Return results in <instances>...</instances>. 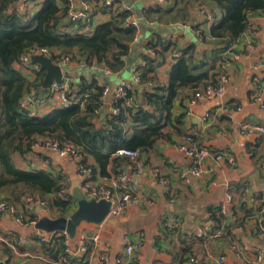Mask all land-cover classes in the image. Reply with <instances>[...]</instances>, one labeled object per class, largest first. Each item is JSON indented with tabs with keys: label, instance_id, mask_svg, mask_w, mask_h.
Returning <instances> with one entry per match:
<instances>
[{
	"label": "crops",
	"instance_id": "1",
	"mask_svg": "<svg viewBox=\"0 0 264 264\" xmlns=\"http://www.w3.org/2000/svg\"><path fill=\"white\" fill-rule=\"evenodd\" d=\"M114 1L117 10L130 9L136 17L131 6L125 5L123 0ZM131 1L141 3L143 14L149 8L161 7L158 0ZM42 4L33 2L24 16H35ZM76 4L79 5L80 0H76ZM201 7L206 9L205 15L201 13ZM94 9L95 28L88 35H92L100 24L113 19L97 0ZM162 9L172 10L169 14L145 16L151 24L163 29L162 33H152L145 43V50L146 45L158 37L173 44L163 58H157L155 72L150 75L157 88L168 87L173 64L191 46H195V63H205L203 72L208 73V81L226 73L230 83L222 97L200 102L190 109L187 105L195 88H180L172 110L174 124L165 130L170 138L160 139L152 147L141 150L138 158L115 155L105 173L93 158H85L86 164L93 169L90 180L95 185H104L121 195L124 189L119 172L128 171L132 173L138 192L146 194L151 203L132 206L119 218L107 216L99 224L81 222L73 238L68 234V242L73 252L82 245L88 247V252L69 264H217L221 259L226 264H264V235L260 233V227H264V134L241 133L243 125L264 124V109L252 99L258 83L264 87V15H250L248 33L223 51V46L208 36L211 27L223 16L219 9L193 0H170L167 8ZM180 9L182 15L178 14ZM64 23L69 25L67 19ZM64 30L77 32L74 26ZM142 57L133 68V76ZM23 68V73L33 81L38 66L32 63V70ZM97 71H104L112 78L106 81ZM72 72L77 73L78 81ZM64 73L76 84L81 79L97 81L100 86L110 89L109 99L123 82H128L125 79L116 81L124 71L112 73L97 63L85 65L72 61L65 66ZM144 91L149 92L141 86L140 99ZM48 93L37 94L35 91L43 103L36 104L31 114L43 117L62 108L57 98ZM106 109H110L109 104ZM187 135L211 154L226 151L235 165L227 160L216 165L209 158L205 169L213 168L214 174L206 173L201 178L189 176L187 182L182 175L192 169L193 163L178 149ZM10 158L20 170L51 173L60 180L62 190L43 195L44 200L39 195L24 196L22 203L12 200L9 188L0 191V203L13 204L24 218L23 223L8 213L1 218L0 264H57L63 251L61 242L57 241L58 237L42 242L40 237H48L49 233L37 229L36 223L44 217H70L77 211L75 194H85L84 177L76 161L41 149H32L26 154L11 151ZM138 163L144 169L134 173ZM155 170L161 174V180L156 179ZM245 189L249 191L247 194ZM256 194L259 198L254 197ZM29 198L35 202L28 204ZM57 199L67 201V209L59 210L54 205ZM222 205L228 209L226 216L220 212ZM34 217L36 221H33ZM161 223H168L172 228H164ZM200 230L205 232L203 238L196 236ZM95 235L99 236L98 242L92 240ZM126 239L142 244L133 256L125 254ZM259 253H262L260 260ZM192 259L195 262H191Z\"/></svg>",
	"mask_w": 264,
	"mask_h": 264
},
{
	"label": "trees",
	"instance_id": "2",
	"mask_svg": "<svg viewBox=\"0 0 264 264\" xmlns=\"http://www.w3.org/2000/svg\"><path fill=\"white\" fill-rule=\"evenodd\" d=\"M17 1L0 0V191L9 188L16 203H22L24 196L39 195L44 200L43 195L62 190V185L51 173L16 168L11 162V151L29 153L34 143L40 140H52L61 147L74 145L84 156L82 164H86V157H91L105 173L111 158L118 156L119 151H141L160 139L170 138L165 130L174 124L172 110L178 90L182 87L196 89L209 80L208 73L203 72L205 63H195V46H191L173 64L168 87H156L154 92L144 91L142 99L134 87L135 90L129 91L125 98L114 101L110 109H106L102 99L106 87L95 80L81 79L78 84L74 81L71 84V96L75 95L73 101H79L43 117L35 116L21 107L23 98L31 89L37 94L49 90L43 88L46 72L40 65L34 63L38 69L33 81L23 73L20 59L28 49L34 46L54 48L71 61L85 65L97 63L112 73H121L139 30L124 27L126 18L133 14L119 9L110 22L97 26L92 35L68 32L64 28L73 25L69 22L64 25L68 14L66 0H45L33 17L18 14ZM193 1L212 5L222 12L221 20L211 27L208 36L221 44L223 51L249 29L250 15H264V0ZM171 10L149 8L144 16L169 14ZM182 13L180 9L178 14ZM172 46L161 37L146 45V50H153L156 57L145 54L142 59L146 65L137 66L143 83L152 80L150 75L155 72L157 58H163ZM24 68L32 70L31 66ZM84 95L88 97L84 98ZM130 97L134 101L129 107L125 102ZM113 109H118L117 115L111 113ZM102 113L105 118L100 121ZM54 205L64 210L69 203L57 199ZM33 221H36L35 217ZM57 241L64 249V238L59 237Z\"/></svg>",
	"mask_w": 264,
	"mask_h": 264
},
{
	"label": "built area",
	"instance_id": "3",
	"mask_svg": "<svg viewBox=\"0 0 264 264\" xmlns=\"http://www.w3.org/2000/svg\"><path fill=\"white\" fill-rule=\"evenodd\" d=\"M39 1L40 3H44V0H18L17 12L20 15H26V12L30 8V4L33 2ZM94 1L95 0H80V4H76V0H66L68 4V14L67 21L71 23L74 28L79 33L88 34L92 29L95 28L94 21ZM98 3L101 4L107 11V13L111 14L114 17L115 13L118 11L117 6L115 5L114 0H97ZM159 5L162 8H167L168 4H170V0H158ZM19 5V6H18ZM201 13L205 15L207 13L204 7H201ZM124 11H130V9H124ZM209 17L213 16L209 14ZM124 27L126 28H136L139 30V23L134 15L128 16L124 22ZM250 28V25H249ZM249 29L245 32L248 33ZM139 41V35L134 39L133 43H137ZM150 57H154L155 53L151 49H147L145 52ZM33 56H45L50 58L53 63L62 67L64 72L65 66H68L72 63L70 57L61 56L60 52L54 48L48 47H37L34 46L22 55L20 59V63L24 67H29L32 65V57ZM141 66H145L146 63L142 61ZM134 79L137 83H139L145 90L152 92L157 87L156 81L151 80L147 83L142 82L141 75L137 68L134 70ZM73 80L66 77L65 73L63 76V80L61 83L53 82L49 89V96L57 98L60 106L68 107L73 103L79 101L76 99L75 95H72L71 84ZM230 83V77L226 73L218 74L212 81H208L205 84L194 90V93L190 97L188 101L187 108L190 109L192 106H195L203 101H209L215 99L217 97H222L226 90L227 85ZM135 90L134 85L132 83L123 82L114 92L113 96L109 99L110 89L104 88L102 99L105 104L111 105L114 101L125 98L129 91ZM88 95H84V98H87ZM253 101L264 109V87L263 84L258 83L256 90L252 97ZM134 99L132 97L126 99V106H132ZM43 103V100L36 97L35 90L31 89L23 98L21 102V107L26 111L32 113L34 110V106L36 104L40 105ZM96 113H100L97 111ZM113 115L118 114V109H113L111 111ZM242 134L247 133H261L264 134V124L258 125H243L241 128ZM32 149H41L47 152L56 153L61 158L71 159L76 161L79 167L80 174L84 177V191L85 194L90 199H96L97 201L106 200L110 202V211L108 214V218H119L121 217L130 207L137 206L145 203H151V200L146 194H141L138 192L137 184L132 180V173L125 171L121 172V187L124 189V193L121 195L116 194L112 189L104 186V185H95L91 180L92 168L88 164H82L83 154L81 150L74 145H65L61 147L57 142L52 140H40L34 143ZM180 152H182L187 158H189L192 163V169L187 173L183 174L182 177L188 182L189 176L201 178L206 173L211 175L214 174V169L209 168L205 169V163L209 158H212L216 165L220 164L222 161L227 160L230 164L235 165L234 159H232L226 151H219L211 154L208 149L198 147L194 139L191 135H187L184 139V142L178 146ZM118 156L127 157L131 159H136L140 156V151H131V150H121L118 152ZM144 169V166L141 163H138L134 166V173H140ZM154 175L156 179L161 180V174L158 170H155ZM248 189L244 190V193L247 194ZM255 198H259L256 194ZM264 203V196L262 197ZM35 202L33 198L28 199V204ZM222 215H227V207L226 205H222L221 208ZM10 214L14 216L17 221L23 223L24 218L19 214L16 206L12 204H8L7 202L0 203V220L4 214ZM161 226L164 228H172L168 223H161ZM260 233L264 235V227H260ZM199 238H203L205 236L204 230H200L197 235ZM55 237H63L65 239L64 249L62 254L59 257L57 264H69L70 261L79 255L86 254L88 252V247L86 245H82L77 252H73L70 248V244L68 242V232H53L49 234L48 237L41 236L40 240L42 242H48L51 238ZM1 238V235H0ZM92 240L94 242H98L99 236L95 235ZM142 248V244L140 242H133L129 239L125 240L124 251L127 256H133L137 251ZM262 258V253L258 254V259ZM191 262H195V260H191ZM217 264H226L223 259L219 260Z\"/></svg>",
	"mask_w": 264,
	"mask_h": 264
},
{
	"label": "water",
	"instance_id": "4",
	"mask_svg": "<svg viewBox=\"0 0 264 264\" xmlns=\"http://www.w3.org/2000/svg\"><path fill=\"white\" fill-rule=\"evenodd\" d=\"M32 61L41 66L46 72L43 80V88L49 90L53 82L61 83L64 72L62 67L53 63V61L45 56H33ZM109 106L107 105V108ZM105 118L103 113L100 120ZM78 201V209L70 217L63 216L57 219L44 217L36 223V228L46 233L67 231L73 238L76 234L77 227L81 222L102 223L109 214L110 202L106 200L97 201L96 199L88 200L83 192L75 194ZM46 209V207H44Z\"/></svg>",
	"mask_w": 264,
	"mask_h": 264
},
{
	"label": "rangeland",
	"instance_id": "5",
	"mask_svg": "<svg viewBox=\"0 0 264 264\" xmlns=\"http://www.w3.org/2000/svg\"><path fill=\"white\" fill-rule=\"evenodd\" d=\"M125 5L131 6V8L135 12V16L138 18V23H139V29H140V38L137 43H134L132 45V53L127 57L126 59V67L124 70V73L116 79V81H120L121 79H125L128 82L132 83L134 87L141 92V85L137 83L134 79L133 76V68L134 66L140 62L141 57L145 54V43L148 41L152 33H162L163 29L160 28L157 25L151 24L144 16L142 12V5L141 3H132L131 0H123ZM170 30V29H168ZM172 31V30H171ZM169 31L166 30V33ZM98 74L106 79V81L110 80L109 78H112L108 75L105 74L104 71H97ZM74 73V72H72ZM75 75V80H77L78 75L77 73H74ZM77 76V78H76Z\"/></svg>",
	"mask_w": 264,
	"mask_h": 264
}]
</instances>
